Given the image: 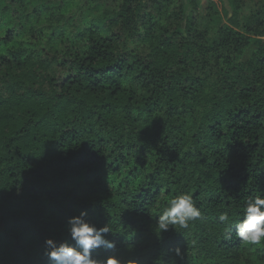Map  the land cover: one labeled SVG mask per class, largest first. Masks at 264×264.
<instances>
[{
    "label": "trees",
    "instance_id": "trees-1",
    "mask_svg": "<svg viewBox=\"0 0 264 264\" xmlns=\"http://www.w3.org/2000/svg\"><path fill=\"white\" fill-rule=\"evenodd\" d=\"M226 1L211 37L198 0H0V264L80 211L144 264H264L214 222L264 190V0ZM164 190L205 219L160 234Z\"/></svg>",
    "mask_w": 264,
    "mask_h": 264
},
{
    "label": "clouds",
    "instance_id": "clouds-1",
    "mask_svg": "<svg viewBox=\"0 0 264 264\" xmlns=\"http://www.w3.org/2000/svg\"><path fill=\"white\" fill-rule=\"evenodd\" d=\"M162 195L163 206L157 207L153 224L160 234L170 230L178 233L177 228L187 230L195 222L205 219V213L191 192L173 191L168 196L167 190H164ZM214 222L224 226L227 241H234L246 250L255 249L258 255L264 256V190H260L258 195H250L244 201L241 211L225 209L219 212ZM65 233L63 239L45 238L43 255L47 264H144L138 256L119 255L116 252V242L108 238L112 233L109 224L97 226L88 218L87 211L69 216ZM99 250H103L106 255H97ZM173 251L175 257L184 259L179 246ZM172 264H177V261L173 260Z\"/></svg>",
    "mask_w": 264,
    "mask_h": 264
},
{
    "label": "rangeland",
    "instance_id": "rangeland-1",
    "mask_svg": "<svg viewBox=\"0 0 264 264\" xmlns=\"http://www.w3.org/2000/svg\"><path fill=\"white\" fill-rule=\"evenodd\" d=\"M201 8L206 13L207 10L211 7L215 10V15H213L212 19H208L206 21V26L209 30V34L211 37H215L218 30L227 24L225 12L228 8V4L226 0H198ZM202 10V11H203ZM255 48H251L247 51L245 58L248 59Z\"/></svg>",
    "mask_w": 264,
    "mask_h": 264
}]
</instances>
